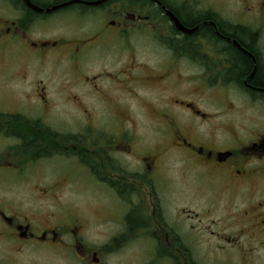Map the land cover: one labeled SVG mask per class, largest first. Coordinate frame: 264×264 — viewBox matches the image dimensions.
Listing matches in <instances>:
<instances>
[{
    "label": "flooded vegetation",
    "instance_id": "obj_1",
    "mask_svg": "<svg viewBox=\"0 0 264 264\" xmlns=\"http://www.w3.org/2000/svg\"><path fill=\"white\" fill-rule=\"evenodd\" d=\"M14 45L59 71L0 104V264H264V0H0Z\"/></svg>",
    "mask_w": 264,
    "mask_h": 264
},
{
    "label": "rangeland",
    "instance_id": "obj_2",
    "mask_svg": "<svg viewBox=\"0 0 264 264\" xmlns=\"http://www.w3.org/2000/svg\"><path fill=\"white\" fill-rule=\"evenodd\" d=\"M4 15L9 18H13L12 15H10L7 12H4ZM76 29L70 30L69 27H52L51 29H44V28H35L31 35L33 41H38L39 39L43 40H57L59 37L64 38H73L74 35L77 33ZM115 51V48L112 50ZM108 51L107 53H100L102 56H112L111 52ZM113 53V52H112ZM134 54L137 57H148L151 56L152 49L149 47H143L140 45H137L134 49ZM2 59L1 61L4 62V65H0V104H6L12 106V104H17L20 108L24 103V92L28 91V86L30 83H34L38 80H43L44 82H49L47 76L52 72L59 71V68L54 65V58L55 55H48V61L44 63V66H40V63L33 59L30 63L29 67V55L25 56V53L19 48L18 45H14L12 47H8L5 52L1 55ZM142 57V58H143ZM30 68V70H29ZM23 71V73L29 74V80L22 84L20 81H22V78L19 80L18 72ZM27 74V78H28ZM13 76L15 80L13 79ZM14 80V81H13ZM27 80V79H26ZM30 87V86H29ZM32 92V90L29 89V94ZM134 93V95L132 94ZM127 96H130L129 99V119L136 122V123H142L146 124L147 120L150 119V117L146 114L143 107L139 105L140 101L136 97V93L131 91ZM185 97V94L182 95ZM144 97L143 93L139 95V98ZM181 97V96H179ZM146 99L153 101L154 98L151 96H146ZM187 100H190V97H187ZM135 104H138L135 106ZM200 105L202 109L207 110L209 112H216L215 109L211 110L205 102H200ZM29 108H31L29 104ZM32 110V109H31ZM228 112H225L224 116L218 118H214V123H219V120L225 123H237V125H242L243 123H252L253 114L254 112L246 108L240 103L239 101L235 99H231ZM180 116L182 119H185V117L180 113ZM147 134V133H146ZM63 196H66V199L72 198L75 200H83L82 204L85 205V196L83 194H80L78 196L70 197L67 192L63 193ZM88 202L90 200L89 197ZM258 264H262L261 261L258 262Z\"/></svg>",
    "mask_w": 264,
    "mask_h": 264
},
{
    "label": "trees",
    "instance_id": "obj_3",
    "mask_svg": "<svg viewBox=\"0 0 264 264\" xmlns=\"http://www.w3.org/2000/svg\"><path fill=\"white\" fill-rule=\"evenodd\" d=\"M259 82V81H258Z\"/></svg>",
    "mask_w": 264,
    "mask_h": 264
}]
</instances>
